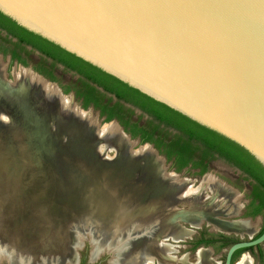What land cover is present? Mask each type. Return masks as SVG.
<instances>
[{
    "label": "water",
    "instance_id": "1",
    "mask_svg": "<svg viewBox=\"0 0 264 264\" xmlns=\"http://www.w3.org/2000/svg\"><path fill=\"white\" fill-rule=\"evenodd\" d=\"M0 13L230 140L264 169V0H105L87 7L76 0H0ZM70 98L74 101L73 93ZM7 99L0 98V112L7 116V122L0 120V147L31 138L30 128H15L28 119L30 110L14 108ZM9 102L18 105L16 100ZM79 108L94 110L92 106ZM134 112L138 115L141 110L134 108ZM112 121L124 132L116 119L106 123ZM141 144L150 145L159 155L151 143ZM5 177L0 167V203L7 202L0 205V256L26 257L33 249L10 236L4 220L27 207L29 198L21 197L17 184ZM174 223L190 231L182 224L188 222L178 219ZM21 226L11 223L14 229ZM261 243L264 230L257 237L235 241L226 249L224 264H231L237 249Z\"/></svg>",
    "mask_w": 264,
    "mask_h": 264
},
{
    "label": "rangeland",
    "instance_id": "2",
    "mask_svg": "<svg viewBox=\"0 0 264 264\" xmlns=\"http://www.w3.org/2000/svg\"><path fill=\"white\" fill-rule=\"evenodd\" d=\"M12 47V43L0 36V60L4 64L3 70L4 77L6 78L5 80L9 82H14V74L18 72V68L22 65L15 60L13 62L9 61V52ZM3 51H5V53H3ZM31 56L32 58H29L27 63L33 62L35 64L38 57H36V54H31ZM22 66L34 70L29 63ZM55 72L59 79V81L55 82L57 85L55 86L58 87L62 93L63 86L69 84L75 86L74 82L76 77L71 75V73L63 71L62 68H58ZM71 94L72 92H69L65 95L67 99L72 101L80 110V101L76 97H74L73 101L72 98H70ZM2 97L3 95L0 94V98ZM5 97L10 99L4 101L14 104V108L21 107L20 104H15L12 99L13 95H5ZM9 101H13L14 103ZM34 103L33 108L35 109H32L28 113V116L31 113V119L30 117H28V119L24 118L23 123H17L18 126H15L17 130H20V127H28L30 130H32V127L33 130L52 128L62 133H67L62 129V122L56 112H51L48 116H44L45 114L43 113L45 111L41 105L37 101ZM87 109H89V107ZM87 111L89 110L85 112ZM91 113L95 117L96 128L101 129L106 124L103 117L97 115L96 110H93ZM0 120H5L7 122V116L2 117V119L0 118ZM35 121H37L38 127L34 124ZM24 139V142H5L4 145L2 144L0 147V167H2V171L6 176L5 178L17 184L16 191L21 197L29 198L27 207L23 208V210L15 211L11 220H4V229L10 236L21 241V246L25 247L24 245L29 244L30 250H42L39 245L44 244L48 246V244H59L60 242L63 244V241L65 253L63 254V260L59 264H117V262H120L117 257L119 256L121 259L125 255V252L130 249L132 241L142 237V232H139V230L133 227H129L130 224L118 226L113 230L106 231H102L103 227L98 226V223H96L98 216L95 215V208L97 207H95L93 203L96 196L99 194L103 195L105 190L97 187L99 177L98 168L88 163L86 159L87 153L83 151L82 144L80 142H75V139H67L61 143L59 141L57 142L58 144H56L55 140L50 137L47 143L38 142L40 149L42 147L47 149V152L45 150V155L43 156L36 151L37 148L34 150L32 147L33 144L31 145L30 142L31 138L29 140L28 138ZM142 146L143 144L137 142L133 146V150H137ZM102 152H105V154H96L94 156L97 162L111 161L115 156V151L113 150H102ZM159 155L162 154L159 153ZM164 164L162 161V165L165 167L166 172L173 173L174 171L179 177L191 181L193 187H197L205 176H213V178L218 179L238 193V201L240 204L238 211L236 213L220 214V217L217 219L221 224H229L235 222L231 220L247 218V216H245V208L247 209L248 207L247 203L251 190L250 181L245 176L241 175L232 164L222 158L215 157L211 160L203 173H201L200 169H197V167H193L192 164L186 165L181 170H176L171 160L164 161ZM3 166L5 167L3 168ZM16 191L14 190V192ZM207 193H209V191H207ZM0 205L6 206L7 202L3 204L1 202ZM104 218L108 219L107 216ZM184 219L188 221L190 218L184 215L180 220ZM251 219V222L256 224L252 233L214 229L211 227L213 225L210 221L202 219L201 222H204H200L198 226L182 223L185 227L190 229V234L184 237V239L175 240L170 237L165 238V236H161L162 238H159V242L173 248L169 253V259H173L174 261L175 259L185 256L187 261L193 262L195 259L188 257L190 251L185 245L195 234L192 230L209 229L217 232H224L237 239L245 240L249 239L257 232L261 225L262 216L258 214L255 217H251ZM11 223H21L22 226L14 229L11 227ZM74 227L77 229L74 230ZM89 227H93L96 232H93V234L87 232V228ZM71 228H73V232L68 230ZM79 244L81 245L78 247L77 245ZM225 249L226 248L221 246L215 249V255L213 256L214 260H210L212 264L223 263ZM243 255H245L243 258L247 257V252H244ZM11 259L10 255H8V258L2 255L0 256V264H28L19 258L14 259V261ZM240 259H242V257L237 258L234 264H239L238 262H240ZM43 261L48 260L43 259ZM43 261L40 263L44 264L45 262L43 263ZM146 264H159V262L156 259H151L147 260Z\"/></svg>",
    "mask_w": 264,
    "mask_h": 264
},
{
    "label": "bare ground",
    "instance_id": "3",
    "mask_svg": "<svg viewBox=\"0 0 264 264\" xmlns=\"http://www.w3.org/2000/svg\"><path fill=\"white\" fill-rule=\"evenodd\" d=\"M3 65L0 60V94L13 95L14 101L30 111L35 109L33 104L37 101L45 111L44 116L56 112L62 122V129L70 133L75 142L80 141L82 144L88 162L95 165L94 156L105 154L102 150L115 151L111 161L97 162V187L105 192L97 195L93 203L97 207L96 223L103 227L102 231L130 224L129 227L142 232V237L132 241L125 255L121 259L117 257L120 260L117 264H146L151 259H156L159 264H189L185 256L174 261L169 259L173 248L159 242L161 236L179 240L190 234L189 230L174 223L184 215L190 218V224L196 226L206 219L221 230L254 231L256 224L250 220H231L235 222L229 224L218 221L220 214L236 213L239 209L238 193L231 187L213 176H205L197 187H193L188 179L166 172L162 157L150 145L143 144L133 150L136 142L129 140L116 122L106 123L97 129L93 114L79 110L67 96L61 95L54 83H48L22 67L14 74V82L6 81ZM4 116L6 114L0 112V118ZM31 116L30 113V119ZM34 124L37 125V121ZM106 216L108 219L104 218ZM63 244H42L39 245L42 250H32L26 257L10 254L11 260L19 258L28 264H39L45 259L49 262L43 263L59 264L64 258ZM238 263L252 264L248 257ZM195 264H212L209 252L199 250Z\"/></svg>",
    "mask_w": 264,
    "mask_h": 264
},
{
    "label": "trees",
    "instance_id": "4",
    "mask_svg": "<svg viewBox=\"0 0 264 264\" xmlns=\"http://www.w3.org/2000/svg\"><path fill=\"white\" fill-rule=\"evenodd\" d=\"M0 36L13 45L10 50L11 62L17 60L18 63L27 65L21 54L26 53L27 57L32 58L33 50L39 51L41 55L36 59L37 65L33 69L50 81H59L55 72L59 64L63 66V71L78 74L74 82L75 96L81 99L83 109L93 104L100 110V116L104 115V122L117 118L124 132L131 138L139 136L141 143H153L167 161L174 158L176 170L192 164L193 167H200V172L203 173L208 166L207 162L215 157L239 168L256 182L259 189L256 194L260 198V205L256 211L264 207V169L235 143L23 29L1 13ZM12 38L16 40L13 41ZM28 45L33 50H28ZM97 86L114 95L116 100L105 92H100ZM71 89L72 86L66 85L62 91L66 94ZM126 103L130 106H126ZM134 108L140 109L141 113L135 115ZM145 115L147 118H144Z\"/></svg>",
    "mask_w": 264,
    "mask_h": 264
},
{
    "label": "flooded vegetation",
    "instance_id": "5",
    "mask_svg": "<svg viewBox=\"0 0 264 264\" xmlns=\"http://www.w3.org/2000/svg\"><path fill=\"white\" fill-rule=\"evenodd\" d=\"M3 33H5V32H3ZM14 39L15 38H12L13 41L16 40V39L15 40ZM28 50H33V49L31 48V49H28ZM35 51H37V50H33V54H36V57H38V56L41 55V53L39 51H38L39 52L38 54L35 53ZM21 57L23 59H25V61H28L29 58L31 59L30 56L27 57V54L26 53H22L21 54ZM9 61L11 62V52L9 53ZM15 61L18 63L17 60H15ZM28 63L31 64V66L33 68L37 65L36 64L37 62L35 64L33 62H28ZM58 67L63 69V66L60 65V64L58 65ZM69 73H71V75H73L76 78L79 76L78 74H75L72 71H70ZM72 87H73V89H71L70 92H72L73 95H74V97H76L75 96L76 88L74 86H72ZM78 100L80 101V105H81V99H78ZM90 106H92L94 110L98 111L99 116H100V110L99 109H96L93 104H91ZM101 117L104 118V115L101 116ZM114 119H116L118 121V123H119V120L117 118H114ZM136 138H138L140 140V137L139 136L136 137ZM151 144L154 146L153 143H151ZM171 161L174 164L175 159L172 158ZM210 162L211 161H208L207 163L209 164ZM174 167H175V164H174ZM235 168H236V170L241 175L245 176L250 181V185H251V187H250L251 190L249 192V200H248V203H247V206L248 207H247V209L245 208V216H247L249 218L255 217L258 214H261V216H262L261 225L259 226L257 232L252 237H250V238H254V237H257L264 230V207H261V209L259 211H256L257 208H258V206L260 205V198L256 194V191L259 190L257 188V186H256V182L251 177H249L245 172H243L242 170H240L237 167H235ZM197 169H200V167H197ZM221 220H223V219H221ZM183 221L188 222L185 219ZM202 222H204V221H202ZM252 223H254V222H252ZM211 227L214 228V229H219V228H215L213 226H211ZM192 232H195V234L193 235V237L191 238V240H189L185 244L186 247H188L189 248V251H190L188 257L191 258V259H195V261H193V262L188 261L189 264H195L196 263L197 253H198L199 250H207L209 252V259L212 261V260H214L213 256L215 255V249L217 247L221 246V247H224V248L227 249L232 243L235 242V239H236V241L241 240V239H237V238L231 236L230 234H226L224 232H217V231L209 230V229H207V230L200 229V230H196V231L192 230ZM232 239H234V241H232ZM245 240H247V239H245ZM263 245H264V243H261V244L256 245V246L237 249L232 254L231 264H234L235 263V260L237 258H241L242 257V259H243V256H245V255H243L244 252H247V257L249 259H251V263L252 264H264V246ZM226 249H225V253H224V257H223V263H221V264H224V262H225ZM242 259H240V261Z\"/></svg>",
    "mask_w": 264,
    "mask_h": 264
},
{
    "label": "crops",
    "instance_id": "6",
    "mask_svg": "<svg viewBox=\"0 0 264 264\" xmlns=\"http://www.w3.org/2000/svg\"><path fill=\"white\" fill-rule=\"evenodd\" d=\"M19 132V131H18ZM30 136H31V142L33 144V148L34 150L37 148L36 151H38L39 153H41V155H45V149L42 147L40 149V146L38 145L39 141L42 143V142H46L47 143V140H50V137H52L56 144H58L57 142L60 141L61 142H64L66 141L67 139H71V140H74L73 136L70 134V133H62L60 132L59 130H54L52 128H46V129H37V130H29L27 131ZM66 138V139H64ZM75 141V140H74ZM79 141V140H78ZM80 142V141H79ZM40 149V151H39ZM88 161V160H87ZM92 161V160H90ZM91 164V162H88ZM93 163L97 166V161L96 159L93 161ZM91 225V224H90ZM92 226V225H91ZM72 229V230H71ZM71 229H68L70 230V232H73L74 230H76L77 228L74 227V230L73 228ZM79 229V228H78ZM87 232H91L93 234V232H96L95 229L92 227V228H87ZM81 244L77 245L78 247L80 246Z\"/></svg>",
    "mask_w": 264,
    "mask_h": 264
},
{
    "label": "snow or ice",
    "instance_id": "7",
    "mask_svg": "<svg viewBox=\"0 0 264 264\" xmlns=\"http://www.w3.org/2000/svg\"><path fill=\"white\" fill-rule=\"evenodd\" d=\"M81 7H87L89 4L101 5L105 0H76Z\"/></svg>",
    "mask_w": 264,
    "mask_h": 264
}]
</instances>
